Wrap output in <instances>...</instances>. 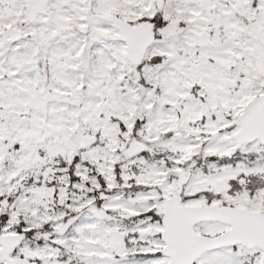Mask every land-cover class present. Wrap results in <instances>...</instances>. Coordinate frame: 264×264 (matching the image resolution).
Wrapping results in <instances>:
<instances>
[{
    "label": "snow or ice",
    "instance_id": "6c2138e0",
    "mask_svg": "<svg viewBox=\"0 0 264 264\" xmlns=\"http://www.w3.org/2000/svg\"><path fill=\"white\" fill-rule=\"evenodd\" d=\"M0 264H264V0H0Z\"/></svg>",
    "mask_w": 264,
    "mask_h": 264
}]
</instances>
